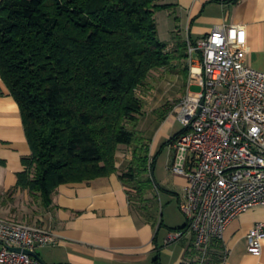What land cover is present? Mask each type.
Segmentation results:
<instances>
[{
  "label": "trees",
  "instance_id": "trees-1",
  "mask_svg": "<svg viewBox=\"0 0 264 264\" xmlns=\"http://www.w3.org/2000/svg\"><path fill=\"white\" fill-rule=\"evenodd\" d=\"M167 7L159 0L1 1L0 75L32 152L14 191L27 190L47 209L61 185L117 173L125 146L131 155L120 178L152 202L146 195L157 186L148 174L157 160L138 131L145 115L139 91L155 70L188 60L187 42L159 39L156 16ZM183 74L188 80L187 68ZM154 207H144V223L161 228ZM222 249V240H212L204 264H220ZM190 257L184 264H201L195 244Z\"/></svg>",
  "mask_w": 264,
  "mask_h": 264
},
{
  "label": "crops",
  "instance_id": "crops-1",
  "mask_svg": "<svg viewBox=\"0 0 264 264\" xmlns=\"http://www.w3.org/2000/svg\"><path fill=\"white\" fill-rule=\"evenodd\" d=\"M159 4L168 6L159 12L166 13L174 34L166 43L173 46L175 37L196 42L217 26H238L239 48L246 53L247 63L264 72V0H159ZM187 69L188 92L198 82L191 81L190 67ZM177 77L183 82L182 75ZM161 113L160 118L154 116L161 124L155 140L165 135L169 142L176 134L164 127L176 114L172 110ZM31 153L20 107L0 75V159L5 161L0 164V216L11 220L28 217L56 234V246L35 252L44 264H184L192 258L194 235L187 233L180 241L167 244L170 235L161 239V228L140 223L134 216L129 189L120 178L129 165L128 155L122 160L118 154L117 173L61 185L46 209L33 202L27 190L14 191L18 174L25 170L23 159ZM179 178L186 190V180ZM184 198L185 193L180 203ZM26 209L31 214H26ZM258 224H264V206L249 209L229 224L222 239L225 256L219 258L220 264H264V241L259 256L248 248V235Z\"/></svg>",
  "mask_w": 264,
  "mask_h": 264
},
{
  "label": "built area",
  "instance_id": "built-area-1",
  "mask_svg": "<svg viewBox=\"0 0 264 264\" xmlns=\"http://www.w3.org/2000/svg\"><path fill=\"white\" fill-rule=\"evenodd\" d=\"M239 42L240 28L226 25L188 40L190 79L201 90L189 87L173 110L183 133L172 144L170 170L186 180L180 208L188 228L167 244L194 235L201 264L237 216L264 206V72L247 63ZM263 241L264 224H258L248 235L249 252L261 255ZM58 243L42 225L0 218V264H44L12 248L36 252Z\"/></svg>",
  "mask_w": 264,
  "mask_h": 264
},
{
  "label": "rangeland",
  "instance_id": "rangeland-1",
  "mask_svg": "<svg viewBox=\"0 0 264 264\" xmlns=\"http://www.w3.org/2000/svg\"><path fill=\"white\" fill-rule=\"evenodd\" d=\"M158 28L159 39L162 42L170 41L174 34L172 33V25L165 12H158ZM174 29V28H173ZM188 60L175 61L167 69L155 70L148 79L144 88L139 91V95L142 98L145 105V115L138 126V131H144V136L150 142L154 156L156 157V166L154 169V175L149 173L148 177H153L154 184L157 186L153 191L148 192L147 199H151V203H143L137 196L135 189L128 187L131 198L132 211L136 219L142 223L145 221L143 217L146 215L144 207H148V210L152 209L154 205L155 212L158 220H163V226L160 230L161 239H165L167 235L175 234L174 229L183 226L187 220L180 208V198H183L185 189L180 181L179 176L174 175L171 172L170 166L173 163L175 151L172 145H168V140L163 135L155 140L156 134L161 127L156 118H160L161 111L166 112L168 110L176 109L180 100L187 93V79L184 77V70L189 67ZM180 74L183 76V82L177 77ZM193 93H199L201 88L195 83L190 87ZM155 108H158L154 110ZM154 110V111H153ZM159 110V111H158ZM175 111V110H174ZM157 117L155 118L154 116ZM175 117V116H174ZM169 126L164 127V130H168L171 135L177 134L183 130L182 124L175 119H171ZM143 133V134H144ZM126 155H131L130 149L123 146L119 152V158L124 160ZM126 171V168L125 170ZM123 171V172H124ZM150 207V209H149ZM24 212L31 214L29 209ZM150 212V211H148ZM5 218L6 217H1ZM13 220L28 224H34L32 219L27 218H14Z\"/></svg>",
  "mask_w": 264,
  "mask_h": 264
},
{
  "label": "water",
  "instance_id": "water-1",
  "mask_svg": "<svg viewBox=\"0 0 264 264\" xmlns=\"http://www.w3.org/2000/svg\"><path fill=\"white\" fill-rule=\"evenodd\" d=\"M12 249L15 252H18V253H21L22 252L24 254H28V255H30L32 257H35V258L39 259L38 255L35 252L29 251V250H22V249H18V248H12Z\"/></svg>",
  "mask_w": 264,
  "mask_h": 264
}]
</instances>
